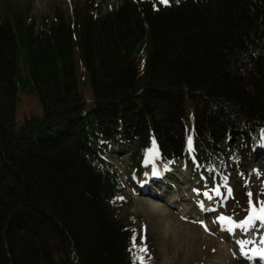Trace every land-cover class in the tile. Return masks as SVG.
Listing matches in <instances>:
<instances>
[{
  "label": "trees",
  "instance_id": "16d2710c",
  "mask_svg": "<svg viewBox=\"0 0 264 264\" xmlns=\"http://www.w3.org/2000/svg\"><path fill=\"white\" fill-rule=\"evenodd\" d=\"M53 15L0 18V264H148L108 156L151 148L208 187L252 156L264 172V0H83ZM26 89L43 114L18 127Z\"/></svg>",
  "mask_w": 264,
  "mask_h": 264
},
{
  "label": "rangeland",
  "instance_id": "374dc122",
  "mask_svg": "<svg viewBox=\"0 0 264 264\" xmlns=\"http://www.w3.org/2000/svg\"><path fill=\"white\" fill-rule=\"evenodd\" d=\"M82 1L0 0V18L20 12L40 26L45 17L50 20L59 8L66 15H73ZM96 2L103 12H109L123 0ZM73 56L78 61L76 45ZM18 63L22 72L28 70L24 52L18 56ZM82 77L80 88L86 104L91 105L94 96L89 73L84 71ZM42 114L40 96L32 90L22 91L16 107L17 126ZM115 150L117 154L108 159L121 172L125 193L132 199L128 212L144 223L143 248L147 249L148 264H151L149 260L156 264H264V257L256 254L264 252V223L257 220L250 227L234 226L249 217L252 206L257 211L264 207V172L258 158L252 156L245 172L235 168L237 174L234 172L232 177L216 180L208 187L202 184L203 178L192 175L186 163H181L183 166L177 169L159 165L157 150L150 148L143 156L135 158L127 147L116 146ZM262 154L264 161V148ZM137 165L142 167L143 175ZM154 171L160 173L154 175ZM242 187L244 192L241 193ZM220 217L230 218L234 223L229 224ZM250 246L255 250L247 248Z\"/></svg>",
  "mask_w": 264,
  "mask_h": 264
},
{
  "label": "snow or ice",
  "instance_id": "6c2138e0",
  "mask_svg": "<svg viewBox=\"0 0 264 264\" xmlns=\"http://www.w3.org/2000/svg\"><path fill=\"white\" fill-rule=\"evenodd\" d=\"M162 2L163 3H167V0H162ZM153 174L156 175L158 173H156L154 171ZM228 191H229V194H231V189H229ZM216 192H217V195H219V189H216ZM205 195H207V193H205ZM248 195L251 198L252 193L249 192ZM250 205H251V199H250ZM219 219L222 220V221H226L229 224H233L234 223L230 218L220 217ZM257 220L262 222V223H264V207H261L259 209V211H257L255 206H252L251 207V214L249 215V217L245 221H242L239 225H234V226H236V227H246V226L250 227V226L253 225V222L257 221ZM141 251H147V249L146 248H142ZM256 254L264 257V252H259V253H256Z\"/></svg>",
  "mask_w": 264,
  "mask_h": 264
},
{
  "label": "bare ground",
  "instance_id": "6f19581e",
  "mask_svg": "<svg viewBox=\"0 0 264 264\" xmlns=\"http://www.w3.org/2000/svg\"><path fill=\"white\" fill-rule=\"evenodd\" d=\"M158 173H160V172H158ZM154 180V179H153ZM156 181H158V179H156ZM254 246H250V247H247L248 249H252ZM254 249V248H253ZM260 249V248H259ZM255 250V249H254ZM247 252H249V250L247 251Z\"/></svg>",
  "mask_w": 264,
  "mask_h": 264
}]
</instances>
